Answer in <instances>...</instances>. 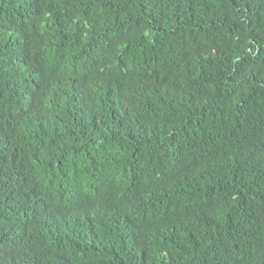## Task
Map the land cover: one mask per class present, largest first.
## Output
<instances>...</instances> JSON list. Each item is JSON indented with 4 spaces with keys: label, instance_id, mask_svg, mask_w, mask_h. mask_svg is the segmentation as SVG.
<instances>
[{
    "label": "trees",
    "instance_id": "1",
    "mask_svg": "<svg viewBox=\"0 0 264 264\" xmlns=\"http://www.w3.org/2000/svg\"><path fill=\"white\" fill-rule=\"evenodd\" d=\"M0 264H264V0H0Z\"/></svg>",
    "mask_w": 264,
    "mask_h": 264
}]
</instances>
